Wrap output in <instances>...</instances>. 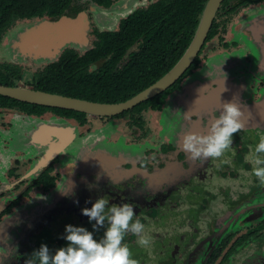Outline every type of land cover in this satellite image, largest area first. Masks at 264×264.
Masks as SVG:
<instances>
[{"label": "flooded vegetation", "instance_id": "1", "mask_svg": "<svg viewBox=\"0 0 264 264\" xmlns=\"http://www.w3.org/2000/svg\"><path fill=\"white\" fill-rule=\"evenodd\" d=\"M145 1L150 2L135 10L153 2ZM135 2L117 0L109 8L95 4V14L99 19L126 14ZM228 3L236 6L220 7L215 17L220 14V25L212 37L208 34L196 66L165 96L145 101L139 110L81 117L0 108V264H24L41 244L54 254L68 245L62 237L69 224L101 239L107 224L94 231L95 221L81 211L100 197L109 206L131 203L133 221L145 225L149 245L126 235L137 264H264V186L244 158L264 135V17H258L264 0ZM80 36H87V43L70 40L41 56L57 59L70 46L84 52L93 37L87 28ZM11 39L10 56L38 60L35 49H26L27 55L20 51L23 35ZM227 102L241 107L252 129L235 134L222 157L193 162L182 148L183 137L207 134ZM210 172L228 180L218 192L204 188Z\"/></svg>", "mask_w": 264, "mask_h": 264}, {"label": "trees", "instance_id": "2", "mask_svg": "<svg viewBox=\"0 0 264 264\" xmlns=\"http://www.w3.org/2000/svg\"><path fill=\"white\" fill-rule=\"evenodd\" d=\"M77 1L0 0V41L17 21L36 22L77 15V7H81L76 6ZM89 1L109 8L117 0ZM207 1L155 0L123 18L116 30L92 29L93 38L84 52L70 46L57 59L33 74L16 64H0V84L24 86L103 103L126 101L155 83L178 62L194 37ZM229 1L224 2L221 10L226 8ZM247 1L257 3L262 0ZM217 19L210 37L220 25ZM195 66L196 62L192 68ZM146 104L143 102L133 110H139ZM1 107L20 108L33 113L52 110L81 117L86 115L2 95ZM131 112L128 110L121 116Z\"/></svg>", "mask_w": 264, "mask_h": 264}, {"label": "clouds", "instance_id": "3", "mask_svg": "<svg viewBox=\"0 0 264 264\" xmlns=\"http://www.w3.org/2000/svg\"><path fill=\"white\" fill-rule=\"evenodd\" d=\"M243 115L237 103H224L219 116L211 121L207 134L190 132L183 137V150L193 162L222 157L232 147L234 135L245 128ZM250 161L253 164L252 175L264 186V135L255 145ZM81 211L90 223L95 221L92 225L94 231L107 224L99 241L86 228L69 224L65 226L66 235L62 237L68 242L66 247L58 248L53 254L46 244H41L24 264H137L130 248L124 243L125 236L128 233L136 235L140 246L149 245L151 240L144 235L145 225L139 219L133 221L136 214L131 203L109 206V200L100 197L91 208ZM3 239L9 238L5 236Z\"/></svg>", "mask_w": 264, "mask_h": 264}, {"label": "rangeland", "instance_id": "4", "mask_svg": "<svg viewBox=\"0 0 264 264\" xmlns=\"http://www.w3.org/2000/svg\"><path fill=\"white\" fill-rule=\"evenodd\" d=\"M135 1L136 2L134 4V6H133V4L131 5L132 10H130L129 12H126V14H122L124 16L118 15L115 13V14L111 15L110 17H108L106 15V17L103 16V18L99 19L97 14H95V13H98L97 10L95 12V8H96L95 4L91 3L89 0H79L75 3L76 6H81L80 8L77 7V10H78L77 15L62 16L58 19H46V21L43 20L41 22L40 21H36V22L17 21L14 23V25L8 31H6L3 34L2 39L0 41V64H3V63L16 64L18 66H21L23 68V70H25L27 73H30V74L35 73V71L42 70L47 65L48 62L47 61L45 62V60L41 59V58H47L48 59L49 57H51V56H49V57L41 56L42 55L41 51L43 50L42 48H44L46 45H48V46L51 45V47H50L51 49L52 48L57 49L60 45L64 44L65 42H68L70 40L73 41L74 39L79 40L80 42H86L87 43V41L89 40V39H87V36H84V37L80 36V33H83L86 28L89 32H91V30L94 28L99 29L101 31H105L107 29H118L121 19L125 18L129 13H131L133 10H135L134 7L145 6L146 4H148L150 2V1L146 2L145 0H135ZM151 1H154V0H151ZM240 1L241 0H237V2H239V3H240ZM235 6L236 5H232V4L227 5L228 8L229 7L234 8ZM84 9H86V10H84ZM93 9H94V11H92ZM262 12H264V11H262ZM241 14H243V13H241ZM92 15H93V17H92ZM88 16L90 17V24H88V21H87ZM244 16H246V15L244 14L242 17H244ZM121 17H123V18H121ZM258 17H260V18L264 17V13H261L260 15H258ZM233 20L237 21V20H239V18L235 17ZM231 23H232V21L229 23V26ZM31 25H33V26L31 27ZM256 32L259 35H261L259 29H256ZM22 35L24 38L23 44L28 45V47L26 48L22 44L20 51H22L24 53L23 55H27V52H24L26 49H30V48L35 49V51H36L35 55L39 56L38 60L37 59H34V61H32V60L29 61V59L27 61L24 59L18 60L19 58L16 59V53L14 54V52L12 53V51H11L12 55L10 56L9 53L6 52V51H9V48L6 49L8 44H9L7 38L11 39V36H13V39H11V40H14V37H17V36L19 37ZM16 41L19 42L20 38H18ZM88 46L89 45H87L86 47H88ZM11 47H12V44H11ZM14 47H18V52H19V49H20L19 46H17L15 44ZM39 51H40V53H37ZM13 54H14V56H13ZM19 54H20V52H19ZM35 55H34V57H35ZM52 55L54 56V54H52ZM255 134L256 133H253V137H257L256 136L257 134L256 135ZM254 148H255V146L252 144L249 148L250 151L245 155L244 158H245L246 163L251 162L250 157H251L252 152L254 151ZM232 154H234V152H232ZM24 156L25 157L29 156L28 152L26 154H24ZM210 173L211 174L206 179V183H205V181H203L205 190L214 191L215 189L212 188V183H215L216 184L215 186H218L219 184L223 185L224 183H228V180H226V178L225 179H224V177L221 178L217 174L216 175L213 174L215 176L212 177V172H210ZM209 178H211V181H213V182H211ZM203 221H204V218L199 217L198 224L202 225ZM95 239H99V238L95 237ZM127 242L128 241H127L126 236H125L124 243H127ZM128 247L130 248L131 246L128 245ZM130 250H131V248H130Z\"/></svg>", "mask_w": 264, "mask_h": 264}, {"label": "water", "instance_id": "5", "mask_svg": "<svg viewBox=\"0 0 264 264\" xmlns=\"http://www.w3.org/2000/svg\"><path fill=\"white\" fill-rule=\"evenodd\" d=\"M224 1L225 0L207 1L194 37L178 62L159 80L126 101L118 103H103L36 90L24 86H10L4 84H0V95L30 104L75 110L94 117H112L124 113L163 93L176 83L192 66L208 37L214 19ZM32 26L33 25H31V27ZM49 59L52 60L55 59V57H49ZM246 123L245 128L252 129L251 126L253 123H248L247 119ZM215 162H217V160H215ZM213 176L212 173V177ZM215 185V183H212V188L215 190H209L208 192H218L222 187L220 184L218 186Z\"/></svg>", "mask_w": 264, "mask_h": 264}, {"label": "bare ground", "instance_id": "6", "mask_svg": "<svg viewBox=\"0 0 264 264\" xmlns=\"http://www.w3.org/2000/svg\"><path fill=\"white\" fill-rule=\"evenodd\" d=\"M50 47H51V45L50 46L46 45L44 48H42L43 49L42 51L43 52H45V51L47 52L50 49Z\"/></svg>", "mask_w": 264, "mask_h": 264}]
</instances>
